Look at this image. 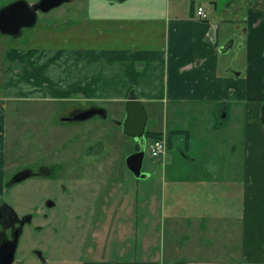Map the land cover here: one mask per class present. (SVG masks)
Instances as JSON below:
<instances>
[{"label":"crops","instance_id":"crops-1","mask_svg":"<svg viewBox=\"0 0 264 264\" xmlns=\"http://www.w3.org/2000/svg\"><path fill=\"white\" fill-rule=\"evenodd\" d=\"M80 1L76 8L84 15L43 19L35 31L7 35L4 91L8 86L9 94L26 93L16 97L67 103L66 115L90 105L123 109L129 98L140 100L146 113V106L152 111L161 104L172 117L170 127L150 130L160 136L148 140H164L165 155L150 158L162 168L147 166L142 178L165 185L167 171L171 181L197 186L191 197L187 188V196L173 195L167 233L174 231L175 218L190 212L201 218V230L210 216L223 227L218 215L230 222L231 182L242 184L237 259H231L227 226V242H188L186 233L170 244L186 243L192 249L186 256H169L155 246L142 262L135 257L117 264H264V0ZM198 6L204 16L196 13ZM232 112L239 127L231 133ZM173 140L178 147L184 141L181 156L168 157ZM3 143L0 131V194L6 178ZM219 184L226 186L221 195ZM221 197L227 209L210 212L208 205ZM187 202L192 209L183 206ZM138 248L131 242L122 251L137 256Z\"/></svg>","mask_w":264,"mask_h":264},{"label":"rangeland","instance_id":"rangeland-1","mask_svg":"<svg viewBox=\"0 0 264 264\" xmlns=\"http://www.w3.org/2000/svg\"><path fill=\"white\" fill-rule=\"evenodd\" d=\"M11 1L13 0H0V5H5ZM26 1L33 3L36 0ZM80 2V0L64 2L47 12H38L36 25L43 19L47 22H54L59 17L68 18L69 15L73 14L74 16L78 13L84 15L85 10L76 8ZM34 27L27 32L35 31L37 27ZM7 40H10L9 36L0 34V72L1 64H4V44ZM4 79V76L0 75V100L2 103L0 104L2 107L0 109L2 120L0 131L5 150V177L6 179L9 178L15 171L27 164L36 166L41 162H68V165L63 169L54 170V173L59 176V183H65L71 187L75 198L76 217L73 226L75 244L72 251V254H75V260L78 261L79 246L82 245L88 234L90 219L99 220L100 214H96L95 218L90 216L88 212L85 214L84 211L92 208V203L93 201L95 203L98 193L104 199L106 221L101 234H98L96 238L93 237L92 241H101L116 253H118L117 249L122 251L129 243L134 242L135 245L139 246L137 257L141 262L147 258L144 253L154 252L155 246L156 251H164L169 256H186L192 252V249H187L186 243L182 245L181 242L177 245L178 247L170 245L173 242L179 243L182 240V234L187 233L189 235L188 242L215 243L218 241L224 243L230 238L227 233L228 226L231 228V259H237L242 217V184L240 181L231 182L230 222L225 224L228 217L222 213L218 215V220L224 221L223 227L220 224L217 226L216 221H214L216 216H213V219L210 216L206 221L207 228L201 230L204 229L199 224L201 218L196 216V213L190 212L185 213L188 217L175 218L178 223L174 226V231L167 233L171 230L169 223L171 213L168 212V208L175 204L173 195H186L185 188H187V194L191 197L190 192L196 194L197 186L190 183L173 182L167 175V171L164 173L165 185H162L157 178H137L127 169L126 157L133 153L138 145L133 137L122 131V126L119 123L124 117L125 107L122 109L117 104L101 105L106 110L105 117L96 114L84 120L65 122L62 118L68 116L64 114L68 108L67 103L40 98L16 97V94L25 95L26 93L20 90L22 92L9 94L8 86L4 91L1 86ZM146 108L148 111L147 131L152 129L163 130L165 127H170L172 117L170 114L165 115L161 104L156 105L152 111L151 107L146 106ZM238 127L237 112L236 114L232 112L231 133L233 130L236 132ZM148 139L149 136L146 135L142 168L151 166L155 167L156 171H161L162 166L153 165L149 157ZM171 143V147H167L168 157L170 153L181 156L180 153L185 149L184 141L180 140L179 147L174 140ZM233 155L234 159L235 157L238 159L237 152ZM166 161L163 162L164 165ZM172 162L175 163V161ZM167 163L166 169L169 166ZM234 174L235 171L231 175ZM235 175L239 177V173ZM100 184H102L101 188ZM1 187L2 196L16 201L18 207L22 206L23 200L27 196L34 198L52 192L60 193L58 185L51 186L48 179H27L9 189L4 184ZM213 187L214 185H212ZM219 188H221V195L226 186L219 184ZM188 204V202L187 204L184 203L183 206L185 208L187 206L189 210L192 209L191 204L189 207ZM225 206L226 201L221 197L219 204L213 207L208 205V208L211 212L212 210L217 211L218 207L221 209ZM114 209L117 210V213H114ZM225 209L227 208L225 207ZM158 230L164 232L161 233ZM171 238L173 241L170 242L169 239ZM154 240L156 241L155 244L153 243ZM129 256L136 257L131 253Z\"/></svg>","mask_w":264,"mask_h":264},{"label":"flooded vegetation","instance_id":"flooded-vegetation-1","mask_svg":"<svg viewBox=\"0 0 264 264\" xmlns=\"http://www.w3.org/2000/svg\"><path fill=\"white\" fill-rule=\"evenodd\" d=\"M72 1L67 0L64 2ZM26 2L32 4L28 1ZM38 12L43 11L37 10V20ZM37 20L36 23L38 22ZM26 29L28 28H22L21 33ZM93 107L98 106L90 105L89 108ZM98 115L102 116L101 114ZM63 121L69 122V120ZM146 132L145 127L144 140L147 135ZM138 150L139 145L134 152ZM66 165H68V162L54 161L41 162L36 164V166L27 164L20 170L15 171L7 178L8 180L5 178L3 184L7 189L27 179H48L51 186L58 185L60 193L52 192L34 198H28L27 196V198H24L21 207L17 206L16 201L6 199L0 194V264H117L121 261L135 258L129 256V254H124L119 249H117L118 253H116L101 241H92L93 237L96 238L98 234H101L106 221V211L103 205L104 199L98 193L95 203L94 201L92 203V208L84 211L85 214L88 212L90 216L94 217L96 214H100L99 220L90 219L88 234L82 245L79 246L78 261L75 260V254H72L75 244V232L73 228L76 217L75 198L71 187H68L65 183H59V176L54 173V170L59 171ZM142 169V174L146 176V173ZM18 173H22L25 177L15 181L14 176ZM101 186L102 184H100V188ZM116 211L114 209V213H117ZM133 256L135 255L133 254Z\"/></svg>","mask_w":264,"mask_h":264},{"label":"water","instance_id":"water-1","mask_svg":"<svg viewBox=\"0 0 264 264\" xmlns=\"http://www.w3.org/2000/svg\"><path fill=\"white\" fill-rule=\"evenodd\" d=\"M67 0H38L35 3L28 4L25 0H14L0 7V33L17 36L21 33L22 28L33 27L37 20V10L48 11L49 9L60 5ZM125 115L119 123L122 131L133 137L138 145L139 150L129 154L126 157V166L129 171L136 177H144L142 174V161L144 157V133L147 122V113L145 106L140 100L129 98L125 101ZM94 114L106 116L105 110L99 107H93L80 112L68 115L63 120L76 121L84 120ZM25 177L22 173L14 176L18 181Z\"/></svg>","mask_w":264,"mask_h":264},{"label":"built area","instance_id":"built-area-1","mask_svg":"<svg viewBox=\"0 0 264 264\" xmlns=\"http://www.w3.org/2000/svg\"><path fill=\"white\" fill-rule=\"evenodd\" d=\"M196 13L200 16L205 15L203 7L198 6ZM166 146L163 139H150L148 142V152L150 158H162L165 155Z\"/></svg>","mask_w":264,"mask_h":264},{"label":"trees","instance_id":"trees-1","mask_svg":"<svg viewBox=\"0 0 264 264\" xmlns=\"http://www.w3.org/2000/svg\"><path fill=\"white\" fill-rule=\"evenodd\" d=\"M147 133V135L149 136V137H159L160 136V134L159 133H156V132H150V131H147L146 132Z\"/></svg>","mask_w":264,"mask_h":264}]
</instances>
